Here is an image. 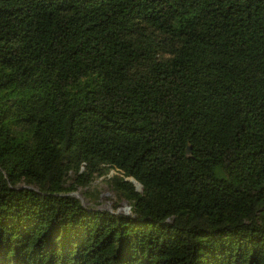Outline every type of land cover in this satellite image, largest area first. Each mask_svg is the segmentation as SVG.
Segmentation results:
<instances>
[{
  "label": "trees",
  "instance_id": "obj_1",
  "mask_svg": "<svg viewBox=\"0 0 264 264\" xmlns=\"http://www.w3.org/2000/svg\"><path fill=\"white\" fill-rule=\"evenodd\" d=\"M0 264H264V0H0Z\"/></svg>",
  "mask_w": 264,
  "mask_h": 264
},
{
  "label": "rangeland",
  "instance_id": "obj_2",
  "mask_svg": "<svg viewBox=\"0 0 264 264\" xmlns=\"http://www.w3.org/2000/svg\"><path fill=\"white\" fill-rule=\"evenodd\" d=\"M113 173H115V170L112 169L108 173V176ZM69 193L78 197L86 206L130 212V208L127 206L129 204L126 199L119 197L118 194L115 193L104 176L94 178L87 186L77 185V187Z\"/></svg>",
  "mask_w": 264,
  "mask_h": 264
},
{
  "label": "water",
  "instance_id": "obj_3",
  "mask_svg": "<svg viewBox=\"0 0 264 264\" xmlns=\"http://www.w3.org/2000/svg\"><path fill=\"white\" fill-rule=\"evenodd\" d=\"M127 179H129L130 181H132L131 179H134L135 181H136V183L137 184H139V186L140 187H138V185L135 183V182H133V184H134V186H135V189L136 190H141V188H142V185L135 179V178H133V177H127ZM128 206V208H130V206L129 205H127ZM125 212V211H124ZM125 213H130V212H125Z\"/></svg>",
  "mask_w": 264,
  "mask_h": 264
},
{
  "label": "bare ground",
  "instance_id": "obj_4",
  "mask_svg": "<svg viewBox=\"0 0 264 264\" xmlns=\"http://www.w3.org/2000/svg\"><path fill=\"white\" fill-rule=\"evenodd\" d=\"M131 180H132V182H135V183H136V181H135L134 179H131ZM136 184H137V183H136ZM137 185H138V187H140L139 184H137Z\"/></svg>",
  "mask_w": 264,
  "mask_h": 264
}]
</instances>
